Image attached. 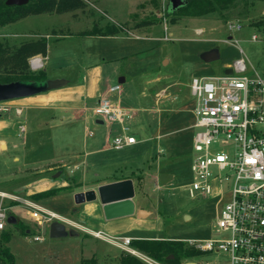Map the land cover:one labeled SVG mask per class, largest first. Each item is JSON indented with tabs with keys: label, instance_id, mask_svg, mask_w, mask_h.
<instances>
[{
	"label": "rangeland",
	"instance_id": "1",
	"mask_svg": "<svg viewBox=\"0 0 264 264\" xmlns=\"http://www.w3.org/2000/svg\"><path fill=\"white\" fill-rule=\"evenodd\" d=\"M74 1L79 4L69 5L62 12L28 15L15 24L0 27V43L16 48L24 42L48 35L45 40L50 44L51 63L55 59L61 64L74 66L78 65L81 55L83 58L85 55V61L99 60L101 63L102 83L113 77L111 83L115 84L119 77L124 76L127 82L122 84V104L137 110L139 116L126 123L128 133L145 142L121 151L97 152L81 165L80 172L70 176L65 166L48 169L50 161L61 160V157L54 156L55 152L49 143L50 137H55V130L51 133L47 130L48 126L31 123L27 141L22 143L18 140L17 148L12 147L13 139L4 138L8 145L6 150L0 148V191H16L21 198L25 189L28 192L29 189L40 192L54 181L56 184H66L65 191L68 193L53 194L38 204L50 212L75 220L79 219L83 210V204L80 207L74 204L75 192H81L83 187H96L97 180L109 179L113 174L116 175V171L129 173L137 164L136 167L145 170V173L139 170L132 175L138 183L134 202L149 210L147 212L151 215L144 214V222L152 228L130 229L117 234L129 235L132 240L165 238L185 243L220 237L215 232L216 199L191 197L188 193V185L192 181L190 164L195 155L190 141L197 130L189 128L190 114H186L187 118L182 120L169 108L173 105L182 110L191 108L192 80L221 76L225 69L241 59L249 70L247 75L256 72L264 77V39L251 40L256 28H260L255 27V24L264 20V2L245 4L243 0H238L235 6L223 12L197 18L182 17L171 22V16H165L168 0ZM233 24H239L240 29L230 30L228 27ZM94 25L98 29L114 27L119 30L116 34L119 37L102 40L81 35L93 29ZM211 48L218 50L219 59L210 63L201 61L200 54ZM30 59L29 69L33 72L42 71V67L31 68ZM47 73V77L71 78L70 71L65 68L61 71L49 69ZM154 78H160L161 81H152ZM138 81L143 86L140 91L146 94L126 93L132 85L137 88ZM167 81L176 83L173 97L155 103L153 96L147 93L155 91L156 84H160L159 88H165ZM9 102H2L1 106L5 110L0 112V119H10L11 126L14 119L17 123L24 121V115H14V112L17 115L21 112L20 107H15L9 113L13 105ZM146 124L150 125L151 131L144 133ZM109 131L112 141L116 130L110 126ZM156 136L159 138L156 139ZM158 148L165 157H158ZM148 162L151 164L148 169L150 175L146 174ZM116 167L120 169L115 170ZM158 170L172 176L169 184H159L156 177ZM59 171L60 175L52 178ZM17 210L13 214L21 220L19 226H5V230L11 233L7 247L15 264H81L82 260L91 257L96 258L97 264H117L121 253L136 257L94 238L90 233H82L75 226L66 225V228L75 230L76 236L50 238L48 234L42 235L39 226L30 217L29 210L23 206ZM35 236L40 239L34 240ZM191 259L200 264H220L223 254L200 253Z\"/></svg>",
	"mask_w": 264,
	"mask_h": 264
},
{
	"label": "built area",
	"instance_id": "2",
	"mask_svg": "<svg viewBox=\"0 0 264 264\" xmlns=\"http://www.w3.org/2000/svg\"><path fill=\"white\" fill-rule=\"evenodd\" d=\"M228 28L239 30L240 25ZM263 39L264 28H256L251 40ZM29 62L31 68L41 67L38 58ZM229 68L230 75L201 77L190 83L195 102L193 127L197 131L192 139L195 155L190 165L192 181L188 193L191 197L216 199L215 232L220 237L187 244L200 253L223 254L220 264H264V77L256 72L247 75L249 70L243 59ZM119 91V84L107 89L108 94ZM1 105L0 112L5 110ZM91 112L107 124L123 125L133 116L130 109L111 101L107 95L98 98ZM127 131L126 126H121V132L111 141L114 149L136 142ZM5 201L27 208L39 230L44 224L60 219L28 199L0 192V232L9 217L10 205ZM91 236L135 255L144 264H165L130 248V237L99 231L92 232ZM190 262L200 264L192 259L180 264Z\"/></svg>",
	"mask_w": 264,
	"mask_h": 264
},
{
	"label": "crops",
	"instance_id": "3",
	"mask_svg": "<svg viewBox=\"0 0 264 264\" xmlns=\"http://www.w3.org/2000/svg\"><path fill=\"white\" fill-rule=\"evenodd\" d=\"M17 22L18 21L13 22L9 25L15 24ZM43 37L47 39L48 35H45ZM87 37H89L90 39L94 37H98V39L108 40L110 38H118L119 35L115 34V35L87 36ZM32 58L40 59L42 71L45 73L46 78L48 79L61 78L60 76L58 77L48 76L47 77L48 75L47 72L49 69L51 71L53 69H57L61 71L62 68H65L66 70L70 71L71 78L67 80V84L62 88L48 91L46 93H42L39 95L22 98L19 100H12L9 102L13 104L12 106H10L9 113L13 112V109L15 107H20L19 109H21V112L18 115L16 114V112H14V115H16L17 117L24 115L25 119L24 121L17 123V121L14 118H12V120L14 119L13 120L14 124L12 126H11L10 119H7V118L0 119V129H2L3 127V129L0 130V148L1 149L2 148H5L4 150L7 149L8 142L4 138L13 139V142H12L13 148L18 147L19 145L18 140H20L22 143L26 142L27 132L29 131V126L32 125L31 123H34V124L38 123L39 125L41 124L46 125L48 126L47 130H49V132L53 133L52 131L55 130V137L54 138L50 137L49 143L51 145V149H53L55 152L54 156L61 157L60 161H57V162L50 161L48 169L52 170L54 167L61 168L65 166L68 168L69 173L71 174L70 176H72L74 175L75 172H80L81 165L84 164V162L88 159L89 156L94 155L97 152H106V151H111V150L121 151L125 148H133L145 142L144 140H139L137 136H134L133 134H129L127 131L128 135L133 136L135 138L136 142L134 144L125 146L118 150L114 149L111 145V139H110L111 137H109V134L111 133V131H109V127L111 126L114 131L116 130V134H114V136H116L118 135L117 133L121 132V126H126L128 128V125L126 123H130L132 120H134V117L136 119V116L139 117L137 115L136 109H135L136 111H134L133 108L125 107L122 104L123 103L121 100L122 92H123L122 84L127 82L124 76L123 77L121 76L118 78V79L124 78L123 83H119L118 81L117 83H115V84L120 85V91L117 93L108 94L107 92L108 87L113 86L115 84L111 83L113 77L112 78L109 77L104 83H102L103 67L101 66V63L99 62V60H94L93 62L89 60L85 61L86 59L85 55H84V58L81 55L78 65L70 66V65H65L64 63L61 64L59 60L57 61L55 59H54V62L51 63L50 44L47 42V40H46L45 55L44 56L35 55ZM95 61H97V63H95ZM155 79H157V81H161L160 78L159 79L154 78V80L152 81H155ZM136 83H137L136 84L137 88H135L132 85V87H130V89L126 93L131 91L134 93L135 92L140 93L142 94V96H144L146 93L140 91V89L143 88V86L139 84L140 81ZM167 83L168 84L165 85L166 86L165 88H161V87L159 88L160 84L159 85L156 84L155 86L156 90L151 93H147L153 96L155 103L160 102L162 100H169L170 97H173V93H174L173 91L176 89L175 88L176 83H173V82L171 83L168 81ZM105 95H107V97L111 101L122 106L123 108L130 109L133 112L132 119L129 122H125L123 125H120L117 123L107 124L95 118L92 115L91 108L93 107V105L95 104V102L98 100L99 97L105 96ZM174 100L177 101V98L175 96H174ZM194 103L195 102L192 99V107L186 110L179 109L177 105H173L171 106V108H169L172 113L178 114L179 118L182 120L184 118H187L186 114H190L191 124L189 128H192V129H195L193 127L194 116L192 114ZM151 111L155 113L153 109H151ZM10 115L12 116V114ZM150 129H151L150 125L146 124V126L144 127V133H147ZM141 130L142 129L136 130V132L141 131ZM89 132H91L92 134L89 135ZM29 133L30 132H28V134ZM194 133L192 134L191 141H190L191 149H192V139H193ZM16 138H21V139H16ZM157 138L159 137L156 136V139ZM55 148H56V151H55ZM161 151L162 150L158 148L157 150L158 157H165V155L162 154ZM118 163H119L118 166H120L121 163L120 162ZM136 166L138 165L136 164L134 167H132L135 169L129 170L128 171L129 173L122 174L116 171L115 172L116 175L113 174L112 177L109 179L103 178V179L97 180L98 182L96 183V187L102 184L113 182V181H118V180H123V179H132L134 186H135V192H136V197H137V194H138V185H137L138 183L136 181L137 178H134V176L132 175H134L133 173L139 170H141V172L144 174L145 170L140 169L139 167L137 168ZM149 167H151V164L148 162V168H146L147 169L146 174L148 175H150L148 172ZM119 169L120 167H116L115 170H119ZM161 175H167L165 178H163V182L165 183L161 182L159 178ZM156 177L160 185H167L172 180V176L169 175V173H163L159 170L156 173ZM48 184H49L48 188L45 190L43 189V191H40V192L36 190H31V189H29L30 191L28 192L25 189L21 198L24 197L23 199H28L34 202L35 204H37L38 206L43 207L42 205L38 204V202L42 200L43 198L38 199V201H34L30 199V196L45 192L47 190L66 187V184H61V185L56 184V181L48 183ZM96 187H92V188L83 187L81 191L95 189ZM0 192L14 195V196H19L16 193V191L12 193L4 192V191H0ZM59 193L65 194V193H68V191H65V192L61 191L55 194H59ZM134 200H135V197L133 201ZM21 206H18L17 203L16 205H10L9 212L13 214L15 212V209L17 210V208L18 207L21 208ZM138 210H143L147 213L146 215H151V213L147 212L149 210H147L142 204L135 203V214L134 215L106 221L103 218L100 205L97 201L83 203V210L79 215V219L75 217L76 218L75 220H71L68 218H64L58 214H55V213L54 214L59 216L60 218L59 221L63 223L65 226L66 225L73 226V227L75 226L78 228V230L82 231V233L91 234L92 232L99 231V232H103L105 234L112 235V236H119V237L127 236L128 237L129 235H125V234L120 235L117 233L129 231L130 229L145 230L149 227L152 228L151 226H148L145 224L146 222H144V218H145L144 215L137 216L136 211ZM13 217L15 218V221L17 219L20 220L16 216H13ZM70 220L73 222V225L70 223ZM85 223L89 225L90 227H87ZM138 239H142V238H138ZM153 239H160V238H153ZM163 239L167 240L165 238Z\"/></svg>",
	"mask_w": 264,
	"mask_h": 264
},
{
	"label": "trees",
	"instance_id": "4",
	"mask_svg": "<svg viewBox=\"0 0 264 264\" xmlns=\"http://www.w3.org/2000/svg\"><path fill=\"white\" fill-rule=\"evenodd\" d=\"M238 0H186L185 4L173 13H166L165 16H171L170 21L186 17L197 18L214 12H223L235 6ZM245 4L264 2V0H243ZM79 3L74 0H28L27 4L22 6H6L5 0H0V27L18 21L28 15H37L46 12H62L69 5L77 6ZM94 28L83 32L82 36H104L115 35L119 32L114 27H105V29ZM255 27L264 28V20H260ZM46 53V40H32L24 42L16 48H10L0 43V83L12 81H43L46 79L43 71L33 72L28 67V60L35 55L44 56ZM7 72V73H5ZM67 187L47 190L45 192L30 196L31 200L38 201L41 198H47L57 192L65 191ZM9 205H16V202H7ZM13 214L9 212V216ZM14 216V215H13ZM20 220L12 225L19 226ZM29 231V230H27ZM11 233L9 230L0 232V264H15L14 257L10 253L7 244L9 243ZM130 248L145 254L157 261L165 264H180L181 261L194 258L200 252L194 250L187 243L182 241L164 240V239H134L130 242ZM173 256L172 259H168ZM81 264H97L96 258L82 260ZM117 264H144L138 258L129 254L121 253Z\"/></svg>",
	"mask_w": 264,
	"mask_h": 264
},
{
	"label": "water",
	"instance_id": "5",
	"mask_svg": "<svg viewBox=\"0 0 264 264\" xmlns=\"http://www.w3.org/2000/svg\"><path fill=\"white\" fill-rule=\"evenodd\" d=\"M28 0H5L6 6H22L27 4ZM166 13L175 12L178 8L184 5V0H169ZM200 60L205 63L219 59V53L216 48H211L202 52L199 56ZM232 70L227 68L224 70V75H230ZM123 83L124 78L117 80ZM67 80L64 79H45L43 81H12L8 83H0V103L15 99L27 98L48 91L56 90L64 87ZM60 171L52 175V178H57ZM167 175H161L159 178L162 183L163 178ZM135 186L132 179H123L97 186L95 189L76 192L73 194L75 205L97 201L100 205L103 218L106 221L118 218L128 217L135 214ZM137 216L147 214L143 210L136 211ZM15 218L9 216L7 224H14ZM42 235L48 234L50 238H61L66 236H76L77 232L73 229H67L66 226L59 221H52L49 224H44L41 228ZM169 256L168 259H172ZM194 264V263H187Z\"/></svg>",
	"mask_w": 264,
	"mask_h": 264
},
{
	"label": "flooded vegetation",
	"instance_id": "6",
	"mask_svg": "<svg viewBox=\"0 0 264 264\" xmlns=\"http://www.w3.org/2000/svg\"><path fill=\"white\" fill-rule=\"evenodd\" d=\"M168 2H169V0H168ZM168 2H167V6H168V4H169ZM185 2H186V0H184V3H185ZM166 11H167V7H166L165 12H166ZM76 206H80V205H76Z\"/></svg>",
	"mask_w": 264,
	"mask_h": 264
}]
</instances>
